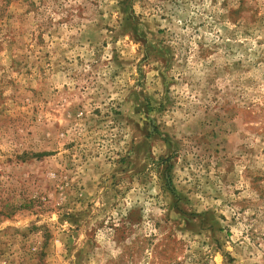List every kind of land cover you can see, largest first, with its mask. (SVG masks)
I'll return each mask as SVG.
<instances>
[{"label": "rangeland", "instance_id": "obj_1", "mask_svg": "<svg viewBox=\"0 0 264 264\" xmlns=\"http://www.w3.org/2000/svg\"><path fill=\"white\" fill-rule=\"evenodd\" d=\"M0 264H264V0H0Z\"/></svg>", "mask_w": 264, "mask_h": 264}]
</instances>
